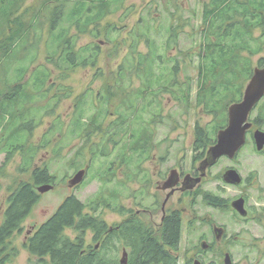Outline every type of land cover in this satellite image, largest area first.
Segmentation results:
<instances>
[{
  "label": "trees",
  "instance_id": "trees-1",
  "mask_svg": "<svg viewBox=\"0 0 264 264\" xmlns=\"http://www.w3.org/2000/svg\"><path fill=\"white\" fill-rule=\"evenodd\" d=\"M21 2L0 0V153L5 155L4 165L15 153H20L22 160L17 172L20 175L30 173V177L28 181L16 183L5 200L0 222V264H10L18 256V250L11 241L21 233L22 224L40 201L41 194L37 189L45 185L55 188L56 177L53 173L46 166L34 167V161L40 150L50 146L55 131H61L62 122L58 121L60 117L57 116V121L43 135L39 145L32 144L33 130L41 120L54 116L62 101L71 97L68 87L50 82L53 78L51 67L60 72L57 78L62 81L74 69L95 67L100 57V46L91 43L78 49L77 43L85 35L98 39L102 32V22L122 10L127 0H42L39 9L30 13V17H25L26 14L20 11ZM129 13L126 10L123 19ZM263 14L264 0H207L204 5L199 31L200 60L196 80L199 90L196 102L203 104L204 111L214 115L219 122L209 130L196 127L194 148L215 144L216 135L227 124L228 107L240 102L242 86L253 74L250 60L242 53L256 55L264 50V37L257 39L252 35L256 29L263 30L264 35ZM146 21V17L141 18L139 22L144 25L130 34L132 44L129 52L133 57L137 54L138 58L137 63H132L130 67L134 71L127 74L143 77L145 89L154 79L158 89L154 97L162 91L171 92L180 102L182 99L168 90V85L179 87V83L172 80L173 77L168 80L165 72L158 77L152 72L161 56L157 39L152 38L150 32L154 30L157 33L159 30L147 25ZM114 29V25H107L104 29L105 37L112 36ZM165 29L163 51L167 53L177 46L179 28L171 24ZM141 40L147 46L148 52L145 55L137 51ZM109 42L113 43V40L109 39ZM42 44L45 62L38 65L36 62ZM256 44L257 48H254ZM175 60L174 67L169 70L165 68L164 71L175 73L179 65L178 58ZM258 62L261 63L260 60ZM139 71H143L142 74ZM107 93V96L100 98L105 109L102 107L93 118H88L93 131L100 127L101 120L98 119L102 115L106 116L107 104L115 95L110 90ZM84 104L85 100L81 98L75 108L71 129L65 134V138L76 137L82 142L80 152L74 155L71 163L76 170H82V150L92 135H88V124L84 122ZM150 105L151 102L147 107ZM131 109L132 106H129L125 111L131 112ZM120 117L118 123L111 125L114 127L112 135L102 140L103 147L99 155L106 154L107 144L117 147L122 142V139L115 140V136L119 135L117 126L129 127L126 120H136L135 116ZM123 132L125 134L121 137L128 136L127 133L131 136V139L128 137L122 143L124 150L136 146L135 150L139 149L140 152L148 147L150 142L144 138V131L134 133L125 129ZM127 144V147L124 146ZM56 150L55 156H59ZM121 159L124 163L126 157ZM94 204L100 206L99 202L86 204L73 195L67 197L57 211L27 237L24 248L33 258L28 264H119L118 257L111 256L112 249L117 245L128 248L126 264H179L182 230L176 214L166 217L164 226L157 233L140 220L129 217L117 228H112L104 238L107 228L104 221L86 212H94ZM123 211L120 209V213ZM67 231H71L73 237L67 235ZM87 231L94 234L93 242H100L99 249L85 246ZM115 242L116 245H112Z\"/></svg>",
  "mask_w": 264,
  "mask_h": 264
},
{
  "label": "rangeland",
  "instance_id": "rangeland-1",
  "mask_svg": "<svg viewBox=\"0 0 264 264\" xmlns=\"http://www.w3.org/2000/svg\"><path fill=\"white\" fill-rule=\"evenodd\" d=\"M41 2L42 0H22L20 11L26 14L25 17H30V13L39 9ZM206 2L207 0H127L122 10L108 16L102 22V32L98 39L85 35L81 36L77 43L78 49L91 43H97L100 46V57L95 67L74 69L64 81L57 78L60 72L51 67L53 78L50 82L68 87L71 97L62 101L54 116H48L41 120V123L33 130L32 144L34 146L40 144L43 135L51 129L52 124L57 121V116H59L60 120L58 121L62 122L61 131L57 132L55 129L50 146L40 150L34 161V167L46 166L53 173L56 177L55 188L41 194L39 203L22 224L21 233L13 237L11 243L18 250V256L10 264H28L29 260L33 259L28 250L24 248L27 237L33 233L36 227L47 221L67 197L73 195L86 204L95 202L100 204L102 202V205L97 207L94 204L96 207L94 212L91 210L86 212L94 217L98 216L108 227L114 228L128 217L127 213L122 216L120 209L136 215L137 210L152 209L156 199L161 201L162 194L156 190V185L157 180L164 172L167 173L181 164L182 169L189 167L192 144L195 141V126L209 130L219 122L214 118V115L204 111L203 104L196 102L199 90L196 85L197 66L200 60L198 57L199 31L202 27L201 14ZM126 10H129L130 13L123 19ZM144 17L147 18V25L159 30L157 33L154 30L150 32L151 37L157 39L158 53L161 56L152 72L155 77L165 72L168 74V80L173 77L172 80L179 83V87L168 85V90L170 89L181 98L182 101L180 102L171 92L162 91L154 97L158 91L154 79L153 83L148 84V88L145 89L146 84L143 77L127 74L129 71H134L130 67H132V63H137L138 58L137 54L133 57L129 52L132 44L130 34L144 25L139 22ZM109 24L115 26V31L112 36L106 38L104 29ZM171 24L179 28V38L177 46L164 53L165 28L170 27ZM252 35L259 39L263 36V30L256 29ZM109 39H112L113 43H110ZM254 48H257V44ZM39 49L36 64L41 65L45 62L44 44ZM137 51L143 55L148 52L143 40L138 43ZM242 55L250 60L254 70L257 68L260 58L264 57V50L256 55L248 53H242ZM176 58H178L179 63L176 72L164 71L165 68L169 70V68L174 67ZM142 72L139 71L140 74ZM248 82L242 86V97ZM188 83L190 84L188 86V88L190 87L189 91H187ZM108 90L115 95L107 104L106 116L102 115L98 119L101 120L100 127L93 131V125L88 124V118H93L97 110L99 111L102 107L105 109L100 98L107 96ZM141 90L143 92H140ZM126 91L129 92L126 93ZM81 98L85 100L84 113L86 117L84 122L88 124L87 129L89 128L88 131L90 132L88 135H92L82 150L84 157L82 170L85 172L83 182L72 189L69 188V181L81 170L74 169L71 163L76 153L80 152L82 142L72 136V138H65V134L71 129L75 108ZM150 102L151 105L147 107ZM129 106L133 108L131 109L132 113L125 111ZM258 108L251 113V118L256 116ZM121 115L135 116L136 120L143 121L136 125L135 123L132 124V120H126L129 127L117 126L119 135L115 136V140L122 139V142L117 147L107 144L106 154L99 155L100 149L103 147L102 140L105 141L108 136L112 135L114 127L111 125L118 123ZM135 125L140 129H146L142 130L146 135L144 138H147L148 142L150 141L153 145V149L149 148L150 152L142 154L141 157H138L140 152H136L139 149L135 151L136 146L130 150L128 148L124 150L122 146L128 137L131 139L128 133V136L121 137L125 134L123 130L129 129L130 132L135 133L137 132ZM97 131L99 133H96ZM124 146L127 147L128 144ZM158 148H162V151L169 148L167 162H159ZM255 149V143L248 139L239 153V159L233 164L245 178L250 177L253 172L258 173L259 181L255 188L249 190L244 187L242 189L232 188L219 183L217 176L224 168V164H221L212 170L207 181L205 180L199 190L202 193L210 192L224 198H231L238 192L250 193L253 201L255 200L258 204L256 206H258L259 211L252 213L247 222L236 225L229 213L212 210L203 205L201 196L196 197L194 213L183 216L184 221L178 251L179 264H186L187 262L193 264L194 261H199L202 264L209 262L224 264L226 254L230 257V264H264V207H259V205L264 206V160L258 156ZM55 150L59 156H55ZM124 156L126 159L123 163L121 158ZM21 160V154L15 153L11 160L4 165L5 155L0 153V172L3 169V174L0 176V222L5 208V200L15 184L29 180L30 173L20 175L17 172ZM131 160H134L135 165L131 163ZM111 164L114 173L108 175L107 170L110 169ZM259 196L260 201L257 199ZM178 198L179 193H175L170 201L172 207H183L179 203L177 204ZM187 206L190 209L191 205L187 204ZM117 208L118 210H115ZM147 214L148 211L143 215ZM143 218L150 219L148 215ZM153 223L157 224L156 218L153 219ZM211 223L225 225L229 229V233L233 234L228 237L232 242L217 244L212 250L203 251L198 239ZM66 234L73 237L71 231H67ZM93 237L94 234L91 231L85 233V246H92L97 250L100 248V242H93ZM116 243H112V245H116ZM121 247V245L115 246L111 256H117L119 259Z\"/></svg>",
  "mask_w": 264,
  "mask_h": 264
},
{
  "label": "flooded vegetation",
  "instance_id": "flooded-vegetation-1",
  "mask_svg": "<svg viewBox=\"0 0 264 264\" xmlns=\"http://www.w3.org/2000/svg\"><path fill=\"white\" fill-rule=\"evenodd\" d=\"M260 62L261 63L258 62L257 68L261 69L264 67V57L260 58ZM241 100H242V96H241ZM257 107L259 108H258V112L256 116L254 118H251L250 117L251 113ZM142 121L143 120H132V124L135 123L136 125H139L140 123H142ZM246 122L247 124L250 125V127L245 132V144L236 152L235 155H233L232 157H229L227 155H222L213 161L209 153V149L212 146H214L216 143L213 145H209L208 147H204V148H194L193 147L194 141H193L192 156H191V162H190L189 167L182 169V164H181L179 165V167L175 169H171L167 173L164 172L157 180L156 190L162 194V199L161 201H159V199H156V201L153 203V208L152 209L148 208L147 215L150 219L146 220L143 218V217H147V215L145 216L143 215L144 213H147V211L145 210H142V211L137 210V212L135 213L136 215H133L132 212H127V210H125L124 212L121 213V215L123 216L125 213H127L128 217L125 218L123 221H126L129 217H131L133 220H136V221L140 220L141 222L149 226L154 231V233H157L164 226V221L166 217L174 213L177 215V217L180 220L181 230H182L183 221H184L183 216L185 214H191L192 212L194 213L195 211L194 207L196 206V197L201 196V200L203 201L204 206L212 210L219 211V212L229 213L231 216V219L233 220V222H235L236 225L240 224L241 222H247L249 220V216L252 213H256L259 211L258 206H256L257 203L255 200L253 201V198L251 197L250 193H246L243 191L244 193L238 192L237 194L233 195L231 198H224V197H221L219 195H216L210 192L202 193L199 190L200 187L205 182V180L207 181L212 170H214L216 167L220 166L221 164H224V168L217 176L219 183L225 186H230L232 188L242 189V187H244V188H248V190L250 188L251 189L255 188V186L257 185V182L259 181L258 173L253 172V174H251L250 177L245 178L244 176H242L241 172L233 164L239 159V153L243 149V147L246 145V143L248 142V139H251L253 143H255L254 133L256 131H261L264 133V95L262 96L260 101L255 105V107L252 109V111L249 114L248 120ZM227 125H228V120H227V124L224 127V129H226ZM139 129L140 128L136 126L135 131L137 130V132H139L142 130H146L144 128L140 130ZM195 129H196V126H195ZM217 135H216V139H217ZM149 148L153 149V145L151 142L149 143L148 147L144 149L143 151H140V153L139 151H136V150L135 151L139 153L138 157H141L142 154L144 155L146 152L147 154L150 152ZM161 149L162 148L157 149L160 154L159 162L165 163L168 160L169 148H165V150L163 149V151ZM255 151L258 154V156L262 157L264 160V147L260 151H258L257 149H255ZM131 163L132 164L134 163L135 165L134 160H131ZM110 166H111L110 169L107 170L108 175H111L112 173H114V170L112 168L113 165L111 164ZM229 171H235L236 175H238V178L240 179L239 183L234 184V183H230L229 181H226V178L229 179L228 177ZM175 193H179L177 204L179 203L183 207L175 208L171 206L170 201L175 195ZM257 199L260 201L261 200L260 196ZM237 201L242 202L243 208L247 213L246 216L244 217L241 216L235 210L234 204ZM100 204L102 205V202H100ZM187 204L191 205L190 209L188 208ZM259 207L263 208L264 206L259 205ZM141 215L143 216L140 217ZM155 218L157 219V224H154L156 223L155 221L153 223V219ZM112 228L113 227L107 226L106 230L104 231V235H103L104 238L106 237L107 233L112 231ZM115 228H117V226H115ZM205 229H206L205 232L201 233L198 239V243L202 250H203L202 246L203 245L206 246V250H203V251H207V250L210 251L213 248H215L217 244L220 245L224 242L229 243L231 241V239H229L228 237L229 236L231 237L233 234H230L229 229L223 224L221 225V224L211 223L209 224V227ZM124 252L127 254V258H128V248L122 246L121 256L118 259L119 264L122 258V254ZM208 264H215V262H209Z\"/></svg>",
  "mask_w": 264,
  "mask_h": 264
},
{
  "label": "water",
  "instance_id": "water-1",
  "mask_svg": "<svg viewBox=\"0 0 264 264\" xmlns=\"http://www.w3.org/2000/svg\"><path fill=\"white\" fill-rule=\"evenodd\" d=\"M264 24V16H263ZM264 95V67L256 68L253 70V75L248 82L242 100L231 105L227 110L228 115V125L226 129L220 131L217 135V141L214 146L209 149V153L213 159H217L222 155H227L232 157L236 152L245 144V132L250 127L247 124V120L250 112L255 107V105L260 101ZM255 147L258 151L262 150L264 147V133L261 131H256L254 133ZM85 172L83 170L77 172L75 176L69 181V188H76L83 182ZM229 179L226 181L230 183L237 184L240 182L238 175L235 171H229ZM53 187L50 185L41 186L37 189L39 194H44ZM235 210L241 215L246 216V211L243 208L242 202L237 201L234 204ZM203 250H206V246H202ZM127 254L124 252L120 260V264H126ZM193 264H201L199 261H194ZM224 264H230V257L226 254L224 259Z\"/></svg>",
  "mask_w": 264,
  "mask_h": 264
}]
</instances>
